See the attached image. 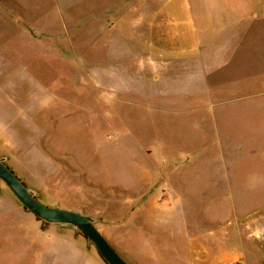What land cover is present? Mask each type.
<instances>
[{"label": "rangeland", "instance_id": "374dc122", "mask_svg": "<svg viewBox=\"0 0 264 264\" xmlns=\"http://www.w3.org/2000/svg\"><path fill=\"white\" fill-rule=\"evenodd\" d=\"M143 3L0 0V156L129 264H264V20L180 42ZM0 264L107 263L2 183Z\"/></svg>", "mask_w": 264, "mask_h": 264}, {"label": "crops", "instance_id": "0c3cea01", "mask_svg": "<svg viewBox=\"0 0 264 264\" xmlns=\"http://www.w3.org/2000/svg\"><path fill=\"white\" fill-rule=\"evenodd\" d=\"M143 4L145 13L149 15L146 21L150 24V29L155 22L168 24V17L171 15L173 23H176L175 29L180 42L184 38L182 26L188 16L194 27L199 25L200 31L202 28L216 27L219 30L215 35L232 37H236L235 34L241 28H249L264 20V0H144ZM200 35H203L202 32L196 34V37L199 36L195 41L196 45L204 42Z\"/></svg>", "mask_w": 264, "mask_h": 264}, {"label": "water", "instance_id": "95a60500", "mask_svg": "<svg viewBox=\"0 0 264 264\" xmlns=\"http://www.w3.org/2000/svg\"><path fill=\"white\" fill-rule=\"evenodd\" d=\"M9 157L0 156V192L5 184L18 201L44 224L58 230L70 229L84 234L88 246H94L107 264H129L97 228L99 218L87 213L62 208L59 204L49 206L40 202V193L26 185L25 181L9 166Z\"/></svg>", "mask_w": 264, "mask_h": 264}]
</instances>
